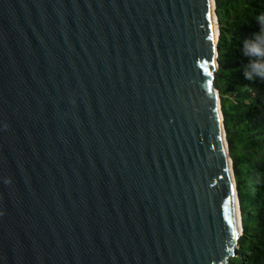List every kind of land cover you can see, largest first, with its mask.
Returning <instances> with one entry per match:
<instances>
[{"label":"water","instance_id":"obj_1","mask_svg":"<svg viewBox=\"0 0 264 264\" xmlns=\"http://www.w3.org/2000/svg\"><path fill=\"white\" fill-rule=\"evenodd\" d=\"M213 1L0 0V264H229Z\"/></svg>","mask_w":264,"mask_h":264},{"label":"trees","instance_id":"obj_2","mask_svg":"<svg viewBox=\"0 0 264 264\" xmlns=\"http://www.w3.org/2000/svg\"><path fill=\"white\" fill-rule=\"evenodd\" d=\"M264 0H215L219 28L215 87L232 160L242 234L229 264H264V79H246L244 44L262 30Z\"/></svg>","mask_w":264,"mask_h":264},{"label":"clouds","instance_id":"obj_3","mask_svg":"<svg viewBox=\"0 0 264 264\" xmlns=\"http://www.w3.org/2000/svg\"><path fill=\"white\" fill-rule=\"evenodd\" d=\"M257 21L264 29V13L257 17ZM244 55L264 57V30L256 34L251 42H245ZM257 77L264 79V59L250 61L246 66L245 78L251 80Z\"/></svg>","mask_w":264,"mask_h":264},{"label":"bare ground","instance_id":"obj_4","mask_svg":"<svg viewBox=\"0 0 264 264\" xmlns=\"http://www.w3.org/2000/svg\"><path fill=\"white\" fill-rule=\"evenodd\" d=\"M211 3L213 4L214 6V1L211 0ZM216 32V31H215ZM214 44H216V39H217V33L214 34ZM217 107L219 109V102L217 101ZM220 111V110H219ZM220 120V119H219ZM230 170V169H229ZM232 175H233V171H230V178H231V185H232V188H234V182L232 180ZM234 192V191H233ZM238 197V196H237ZM235 198V216H236V224H237V228H238V232L240 231V226H241V222H240V214H239V201H238V198H236V196L234 197Z\"/></svg>","mask_w":264,"mask_h":264},{"label":"snow or ice","instance_id":"obj_5","mask_svg":"<svg viewBox=\"0 0 264 264\" xmlns=\"http://www.w3.org/2000/svg\"><path fill=\"white\" fill-rule=\"evenodd\" d=\"M209 39H211V37H209ZM211 73H209V75H210ZM234 235H235V233H234Z\"/></svg>","mask_w":264,"mask_h":264}]
</instances>
